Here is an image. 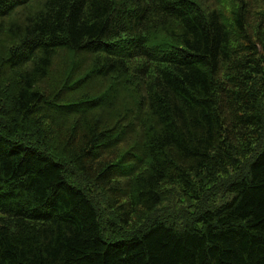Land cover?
<instances>
[{
  "label": "trees",
  "instance_id": "trees-1",
  "mask_svg": "<svg viewBox=\"0 0 264 264\" xmlns=\"http://www.w3.org/2000/svg\"><path fill=\"white\" fill-rule=\"evenodd\" d=\"M0 264H264V0H0Z\"/></svg>",
  "mask_w": 264,
  "mask_h": 264
}]
</instances>
